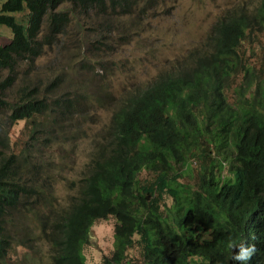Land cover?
<instances>
[{
    "label": "trees",
    "instance_id": "obj_1",
    "mask_svg": "<svg viewBox=\"0 0 264 264\" xmlns=\"http://www.w3.org/2000/svg\"><path fill=\"white\" fill-rule=\"evenodd\" d=\"M154 1L1 3L11 35L0 45V264H85L91 227L108 217L113 251L103 264H232L228 237L255 245L248 264H264V63L256 68L243 48L264 27V0L251 12L242 2L225 10L191 64L176 62L124 94L75 194L54 202L62 170L46 150L74 139L87 96L58 93L61 72L42 80L32 67L69 26L110 29L114 17L146 14ZM79 41L84 58L103 47ZM19 121L27 138L12 152Z\"/></svg>",
    "mask_w": 264,
    "mask_h": 264
},
{
    "label": "rangeland",
    "instance_id": "obj_2",
    "mask_svg": "<svg viewBox=\"0 0 264 264\" xmlns=\"http://www.w3.org/2000/svg\"><path fill=\"white\" fill-rule=\"evenodd\" d=\"M3 1L0 0V5ZM241 2L251 12L259 0L154 1L146 14L135 12L114 17L110 29L96 28L89 20L87 23L80 21L86 24L84 30L75 24L74 28L69 26L67 33L52 48H44L29 76L44 80L61 72L63 77L58 93L79 92L87 96L84 102L86 117L75 125L78 129L74 139L56 142L46 150L54 169L62 170L60 177L52 179L54 202L66 203L75 194L74 180L85 171L89 154L101 140L122 96L144 88L160 71L170 69L176 62L191 64L188 56L198 54L193 56L197 58L208 49L204 45L206 35L217 17ZM80 34L84 35V47L95 39L102 42L103 47L96 43L95 47L100 49L95 50V57L84 58L80 51ZM10 35V29L0 25V45L7 43ZM243 48L246 59L259 68L264 63V27L256 34L252 33ZM24 126L25 122L19 121L10 129L12 152L19 151L27 138ZM226 167L227 162L223 160L221 174L226 173ZM165 203L169 205L170 201L165 198ZM114 224L113 217L93 223L90 243L83 249L85 264H103V258L111 255ZM128 256L132 261L138 260L139 246L135 244Z\"/></svg>",
    "mask_w": 264,
    "mask_h": 264
},
{
    "label": "clouds",
    "instance_id": "obj_3",
    "mask_svg": "<svg viewBox=\"0 0 264 264\" xmlns=\"http://www.w3.org/2000/svg\"><path fill=\"white\" fill-rule=\"evenodd\" d=\"M227 249L229 251V260L232 264H248L256 253L255 245L245 243L242 239L234 241L231 237L227 238Z\"/></svg>",
    "mask_w": 264,
    "mask_h": 264
}]
</instances>
